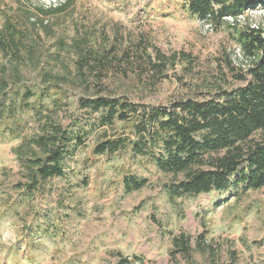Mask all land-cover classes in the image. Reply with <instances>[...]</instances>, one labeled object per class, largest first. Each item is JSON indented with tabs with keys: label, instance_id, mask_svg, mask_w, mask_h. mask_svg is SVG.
Listing matches in <instances>:
<instances>
[{
	"label": "rangeland",
	"instance_id": "obj_1",
	"mask_svg": "<svg viewBox=\"0 0 264 264\" xmlns=\"http://www.w3.org/2000/svg\"><path fill=\"white\" fill-rule=\"evenodd\" d=\"M64 2L0 0V26L1 13L14 14L33 44V59L21 67L19 88L38 93L43 71L68 72L69 82L59 87L67 102L58 112L63 123L87 115L75 104L87 97L117 96L157 106L177 98L211 97L220 86L243 87L256 58L244 53L238 34L255 30L264 39V5L259 4L224 18L219 26L190 15L185 0H72L59 13L38 9ZM81 37L100 50L113 46L115 54L108 71L91 76L87 85L75 78L73 59L57 41L62 38L64 47ZM138 44L165 55L183 50L193 56L194 65L184 68L177 62L167 67V77L153 83L140 74ZM126 50L129 63L123 60ZM258 56L264 59V51ZM0 64L11 66L1 52ZM34 98L31 103L40 99ZM40 103L51 104L42 97ZM17 114L25 122L21 133L30 134L36 124L32 113ZM119 125L116 130H124ZM94 134L64 162V176L28 194L18 187L24 178L11 152L16 140L0 126V264H115L117 252L137 256L133 264H264V188L171 200L163 185L181 175L163 173L150 160L129 153L97 155ZM130 173L146 177L147 184L126 193L122 177ZM180 235L189 239V255L172 243Z\"/></svg>",
	"mask_w": 264,
	"mask_h": 264
},
{
	"label": "trees",
	"instance_id": "obj_2",
	"mask_svg": "<svg viewBox=\"0 0 264 264\" xmlns=\"http://www.w3.org/2000/svg\"><path fill=\"white\" fill-rule=\"evenodd\" d=\"M71 2L65 0L52 9H38L59 13ZM254 4L264 5V0H185L190 15L214 26L221 25L228 16L237 17ZM1 14L0 52L11 66L0 64V126L16 140L11 152L24 178L18 186L22 191L35 193L50 178L64 176V162L83 147L93 132L96 142L92 151L97 155L112 158L129 153L131 158L150 160L163 173L181 175L163 185L171 200L211 191L235 194L237 187L243 192L264 188V59L258 56L264 51V39L255 30L239 32L237 38L244 53L256 58L254 67L249 69L251 79L243 87L226 90L220 86L211 97L177 98L157 106L117 96L87 97L75 101L77 109L87 115H74L63 123L58 112L67 102H62L65 91L59 87L69 82L68 72L45 70L38 93L28 87L21 90L19 74L25 61L33 59V44L27 42V29L14 14ZM57 41L59 48L73 59L78 74L75 78L81 85H87L91 76L101 77L113 64V46L100 50L87 37L72 38L64 47L62 38ZM151 47L149 51L147 45L138 44L135 58L140 74L145 72L153 83L167 77V67L177 62L184 63V68L194 65L188 52L179 50L165 55ZM123 52V60L131 62L127 50ZM35 96L51 104H41L40 99L31 103ZM18 111L32 113L36 124L30 134L21 133L25 122ZM118 125L124 130L117 131ZM122 183L129 193L144 187L147 178L130 173L123 175ZM172 243L177 251L189 255L187 236L173 237ZM117 256L115 264L138 261L137 256L120 252Z\"/></svg>",
	"mask_w": 264,
	"mask_h": 264
},
{
	"label": "built area",
	"instance_id": "obj_3",
	"mask_svg": "<svg viewBox=\"0 0 264 264\" xmlns=\"http://www.w3.org/2000/svg\"><path fill=\"white\" fill-rule=\"evenodd\" d=\"M227 18H231V19H232V18H234V17H229V16H228Z\"/></svg>",
	"mask_w": 264,
	"mask_h": 264
}]
</instances>
